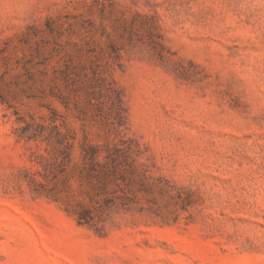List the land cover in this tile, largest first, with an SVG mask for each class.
Segmentation results:
<instances>
[{"label":"rangeland","instance_id":"374dc122","mask_svg":"<svg viewBox=\"0 0 264 264\" xmlns=\"http://www.w3.org/2000/svg\"><path fill=\"white\" fill-rule=\"evenodd\" d=\"M0 264H264V0H0Z\"/></svg>","mask_w":264,"mask_h":264}]
</instances>
